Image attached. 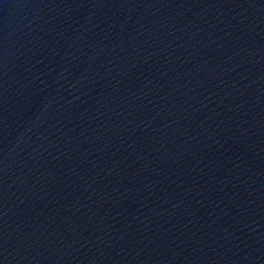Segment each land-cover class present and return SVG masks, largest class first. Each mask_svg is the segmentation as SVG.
Returning a JSON list of instances; mask_svg holds the SVG:
<instances>
[{"label":"water","instance_id":"1","mask_svg":"<svg viewBox=\"0 0 264 264\" xmlns=\"http://www.w3.org/2000/svg\"><path fill=\"white\" fill-rule=\"evenodd\" d=\"M0 264H264V0H0Z\"/></svg>","mask_w":264,"mask_h":264}]
</instances>
